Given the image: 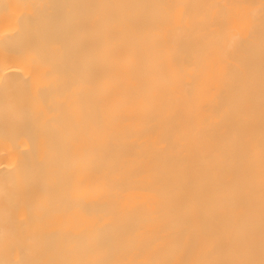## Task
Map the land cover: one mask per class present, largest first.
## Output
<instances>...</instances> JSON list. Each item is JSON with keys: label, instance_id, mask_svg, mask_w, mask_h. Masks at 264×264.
<instances>
[{"label": "bare ground", "instance_id": "1", "mask_svg": "<svg viewBox=\"0 0 264 264\" xmlns=\"http://www.w3.org/2000/svg\"><path fill=\"white\" fill-rule=\"evenodd\" d=\"M0 264H264V0H0Z\"/></svg>", "mask_w": 264, "mask_h": 264}]
</instances>
